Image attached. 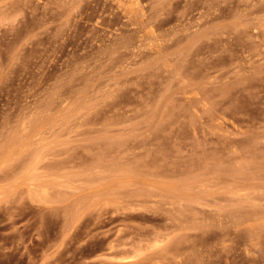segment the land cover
I'll use <instances>...</instances> for the list:
<instances>
[{
	"label": "rangeland",
	"instance_id": "rangeland-1",
	"mask_svg": "<svg viewBox=\"0 0 264 264\" xmlns=\"http://www.w3.org/2000/svg\"><path fill=\"white\" fill-rule=\"evenodd\" d=\"M0 264H264V0H0Z\"/></svg>",
	"mask_w": 264,
	"mask_h": 264
}]
</instances>
